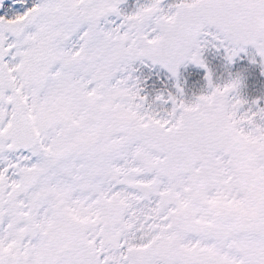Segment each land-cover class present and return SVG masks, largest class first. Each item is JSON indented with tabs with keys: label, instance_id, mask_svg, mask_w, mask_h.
Here are the masks:
<instances>
[{
	"label": "snow or ice",
	"instance_id": "6c2138e0",
	"mask_svg": "<svg viewBox=\"0 0 264 264\" xmlns=\"http://www.w3.org/2000/svg\"><path fill=\"white\" fill-rule=\"evenodd\" d=\"M126 5L0 0V264H264V0Z\"/></svg>",
	"mask_w": 264,
	"mask_h": 264
},
{
	"label": "rangeland",
	"instance_id": "374dc122",
	"mask_svg": "<svg viewBox=\"0 0 264 264\" xmlns=\"http://www.w3.org/2000/svg\"><path fill=\"white\" fill-rule=\"evenodd\" d=\"M139 2H140V0H139ZM133 4L137 5V0H134ZM125 7L127 9L130 8V9H128L129 11H132L133 9H135L134 8L135 6H133V5L132 6L126 5ZM244 58L247 59V62H248L247 65H251L249 60H248V58L247 57H243V60H244ZM231 67H232V72H233L234 75L237 72L245 71V65L243 66L242 64H240V60H238L237 63L235 65H232ZM255 69H256V67H255ZM181 71H182V79H183L184 84L187 81L186 77L188 76V74H191L193 72L203 73L202 69H197L194 65H187ZM256 71L258 72L259 69H257ZM262 72H264V70ZM221 75L224 76L225 78L227 77V73L226 72L221 73ZM245 75H246L245 82L247 80L251 85H254V87H245V82H244V87L242 89V92L245 95V97L248 100H250V101L253 100V99L255 100V99L259 98V96L260 97H264V77L261 80V74H260V76H259V78L257 80V83L254 84L255 81L252 80L251 78H249V76L247 78L246 72H245ZM198 78H199L198 79V83H202V84H197L198 87H204L206 85V81L203 80V75H200ZM154 80H155V84L153 85L154 87L156 86L157 83L160 84L161 86H163V84L160 83L161 77L159 76L158 73L155 75ZM164 80H165V83H169V81H167L166 77L164 78ZM171 84H172V86H174V82H171ZM160 88H162V87H160ZM157 90H159V89H157ZM194 94L197 95V93H194ZM251 94H252V96H254V98H251ZM189 96L191 97L192 95H189Z\"/></svg>",
	"mask_w": 264,
	"mask_h": 264
},
{
	"label": "trees",
	"instance_id": "16d2710c",
	"mask_svg": "<svg viewBox=\"0 0 264 264\" xmlns=\"http://www.w3.org/2000/svg\"><path fill=\"white\" fill-rule=\"evenodd\" d=\"M133 1L134 0H128V6H132L133 5V6L136 7V5L133 4ZM143 2H144V0H140V3H143ZM128 9H130V8H128ZM247 63H248L247 59L245 58V70H246L247 78L249 76V78H251L252 80L255 81L254 84H256L257 80H258V78H259V76H260V74L262 73L263 70L259 69V71L257 72L254 65H252V66L251 65H247ZM263 77H264V74H261V80L263 79ZM198 79L199 78L193 79L190 74H188V76L186 77L187 81L184 84V86H185V89H186V92L188 93V95H196L194 93H197V95H199L200 90L203 87H198L197 84H202V83H198ZM155 87H157L156 89H160V87H163V86H161L160 84L157 83ZM245 87H254V85H251L246 80ZM251 98H254V96H252V94H251ZM259 98H260V96H259Z\"/></svg>",
	"mask_w": 264,
	"mask_h": 264
},
{
	"label": "flooded vegetation",
	"instance_id": "af4514ba",
	"mask_svg": "<svg viewBox=\"0 0 264 264\" xmlns=\"http://www.w3.org/2000/svg\"><path fill=\"white\" fill-rule=\"evenodd\" d=\"M240 64H242L243 66L245 65V58L243 60V58L240 60ZM256 67V70L257 69H260L258 66H255Z\"/></svg>",
	"mask_w": 264,
	"mask_h": 264
}]
</instances>
